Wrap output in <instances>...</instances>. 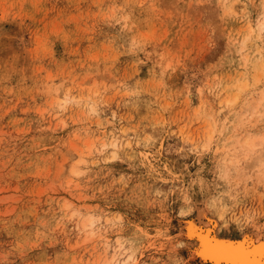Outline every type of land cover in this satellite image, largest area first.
<instances>
[{"label":"rangeland","instance_id":"rangeland-1","mask_svg":"<svg viewBox=\"0 0 264 264\" xmlns=\"http://www.w3.org/2000/svg\"><path fill=\"white\" fill-rule=\"evenodd\" d=\"M263 19L264 0H0V264L263 245Z\"/></svg>","mask_w":264,"mask_h":264},{"label":"bare ground","instance_id":"bare-ground-1","mask_svg":"<svg viewBox=\"0 0 264 264\" xmlns=\"http://www.w3.org/2000/svg\"><path fill=\"white\" fill-rule=\"evenodd\" d=\"M257 29H258V32H264V19L262 21H260V23H258ZM237 99H238V94L232 100H227L226 101L227 104H229L228 106L230 107L229 111H231L234 108ZM263 101H264V93H261V96H260V98L258 100V104L256 105L254 103V104H250V105H253V107H254V105L258 106ZM256 106L253 108L254 109L253 115H255L256 112H257V111H255V109H257ZM246 108H248V107L246 106ZM243 111H244V109H243ZM245 112L247 113L248 111L246 110ZM251 117H253V116L251 115ZM251 117L247 118V119H251ZM261 142H259V143L261 144ZM259 143H256V139L252 138V137H247L244 140V142H243L244 146L247 147V149L249 150L248 151L249 153L254 151V149H256V147H257V144L259 145ZM240 145L242 146V143ZM245 155L246 154L244 153V156ZM260 157H257V158L259 159ZM260 160L262 161L261 163H263L264 159L262 157H261ZM92 224L93 223L89 220V226H91ZM85 226H86V224H84V227ZM257 243H258V245H255V247H254L255 249L247 250L246 248L243 247V245L241 243H239L241 245H238L237 247L232 248L229 245H224V244H221V243L213 244L209 240V238L206 237V236H201V238H200V246L202 248V252L204 254V257L210 259V262L211 263L213 262L212 264H221L218 260L217 261L213 260V259H215V257H220V252H223L222 254H226V255H228V257H230L231 260H228V261H233L232 263H227V264H243V262H247V264H261V261L264 260V256L261 254V248H259L262 245V243H260V244H259V242H257ZM263 245H264V243H263ZM222 248H223V250H221ZM235 258H236V260H235ZM260 258H261V260H260ZM108 264H111V262H108ZM114 264H121V263L119 261H117V263H114Z\"/></svg>","mask_w":264,"mask_h":264},{"label":"water","instance_id":"water-1","mask_svg":"<svg viewBox=\"0 0 264 264\" xmlns=\"http://www.w3.org/2000/svg\"><path fill=\"white\" fill-rule=\"evenodd\" d=\"M213 241V243L214 244H217V243H221V244H224V245H229L230 247H232V248H235V247H237L238 245H243V247L244 248H246L247 250H253V249H255L254 247V245H250V244H248L247 242H243V241H227V240H212ZM239 243H241V244H239ZM225 248V247H224ZM259 248H261V247H259ZM221 250H223V248L221 249ZM225 250V249H224ZM260 251V250H259ZM223 252H220V257H215V259H213V260H215V261H219L221 264H227V263H232L233 261H228V260H231L230 259V257H228V255H226V254H222ZM257 256V255H256ZM255 256V257H256ZM264 256V255H263ZM204 257V256H203ZM205 260L206 259H208V258H204ZM263 259V258H262ZM235 260H236V258H235ZM260 260H261V258H260ZM207 261V260H206ZM208 261L210 262V259H208ZM263 261V260H262ZM213 263V262H212Z\"/></svg>","mask_w":264,"mask_h":264},{"label":"snow or ice","instance_id":"snow-or-ice-1","mask_svg":"<svg viewBox=\"0 0 264 264\" xmlns=\"http://www.w3.org/2000/svg\"><path fill=\"white\" fill-rule=\"evenodd\" d=\"M261 254L264 255V245H261ZM243 264H247V262H243ZM261 264H264V261H261Z\"/></svg>","mask_w":264,"mask_h":264}]
</instances>
